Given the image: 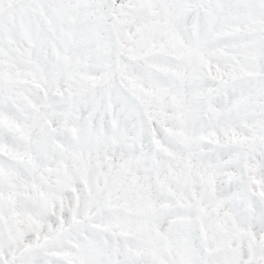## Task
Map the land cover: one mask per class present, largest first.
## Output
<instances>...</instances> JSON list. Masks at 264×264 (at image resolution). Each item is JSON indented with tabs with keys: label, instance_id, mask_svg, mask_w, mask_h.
<instances>
[{
	"label": "snow or ice",
	"instance_id": "1",
	"mask_svg": "<svg viewBox=\"0 0 264 264\" xmlns=\"http://www.w3.org/2000/svg\"><path fill=\"white\" fill-rule=\"evenodd\" d=\"M0 264H264V0H0Z\"/></svg>",
	"mask_w": 264,
	"mask_h": 264
}]
</instances>
